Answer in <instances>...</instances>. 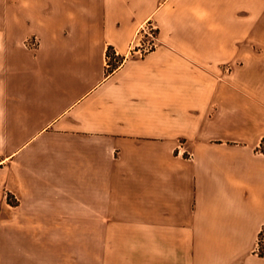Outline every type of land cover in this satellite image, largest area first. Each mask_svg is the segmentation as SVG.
<instances>
[{
    "label": "crops",
    "instance_id": "obj_1",
    "mask_svg": "<svg viewBox=\"0 0 264 264\" xmlns=\"http://www.w3.org/2000/svg\"><path fill=\"white\" fill-rule=\"evenodd\" d=\"M263 141L264 0H0V264H264Z\"/></svg>",
    "mask_w": 264,
    "mask_h": 264
},
{
    "label": "built area",
    "instance_id": "obj_2",
    "mask_svg": "<svg viewBox=\"0 0 264 264\" xmlns=\"http://www.w3.org/2000/svg\"><path fill=\"white\" fill-rule=\"evenodd\" d=\"M157 27L149 22L146 23L144 26H142L138 32V37L136 41V47L135 50L140 53H146L148 51L153 50L158 45V36H157ZM27 45H30L32 47H35L38 44V37L32 36L26 41ZM117 54L114 53V59H116ZM112 59L111 55H108V63L110 64V60ZM176 151L179 152H187L186 151V145L183 140H180ZM260 243L262 242L264 244V231H262V235L260 236ZM261 245V244H260Z\"/></svg>",
    "mask_w": 264,
    "mask_h": 264
},
{
    "label": "rangeland",
    "instance_id": "obj_3",
    "mask_svg": "<svg viewBox=\"0 0 264 264\" xmlns=\"http://www.w3.org/2000/svg\"><path fill=\"white\" fill-rule=\"evenodd\" d=\"M110 64L112 63L113 65L116 63V61L112 58L110 61ZM260 149L263 150L264 149V141L262 142L261 146H260ZM261 244V245H260ZM257 251L259 253H263L264 252V244L261 242L258 243V248H257Z\"/></svg>",
    "mask_w": 264,
    "mask_h": 264
},
{
    "label": "trees",
    "instance_id": "obj_4",
    "mask_svg": "<svg viewBox=\"0 0 264 264\" xmlns=\"http://www.w3.org/2000/svg\"><path fill=\"white\" fill-rule=\"evenodd\" d=\"M108 55H110V54H108ZM115 64H116V63H115ZM115 64H114V65H115ZM111 65L114 66L112 63H111ZM262 151H264V149H263Z\"/></svg>",
    "mask_w": 264,
    "mask_h": 264
}]
</instances>
